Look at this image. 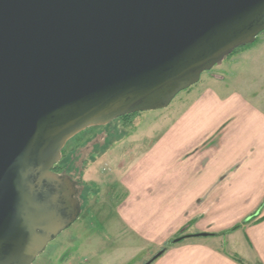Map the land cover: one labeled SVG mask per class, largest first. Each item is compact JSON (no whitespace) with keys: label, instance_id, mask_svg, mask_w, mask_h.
<instances>
[{"label":"water","instance_id":"1","mask_svg":"<svg viewBox=\"0 0 264 264\" xmlns=\"http://www.w3.org/2000/svg\"><path fill=\"white\" fill-rule=\"evenodd\" d=\"M263 31L264 0H0V264L79 218L70 139L168 107Z\"/></svg>","mask_w":264,"mask_h":264},{"label":"crops","instance_id":"2","mask_svg":"<svg viewBox=\"0 0 264 264\" xmlns=\"http://www.w3.org/2000/svg\"><path fill=\"white\" fill-rule=\"evenodd\" d=\"M166 109L145 133L140 119L124 121L133 132L111 131L84 168L93 185L92 165L113 159L119 234L146 240L149 255L171 241L152 264H264V86L211 73L208 85L191 86Z\"/></svg>","mask_w":264,"mask_h":264},{"label":"rangeland","instance_id":"3","mask_svg":"<svg viewBox=\"0 0 264 264\" xmlns=\"http://www.w3.org/2000/svg\"><path fill=\"white\" fill-rule=\"evenodd\" d=\"M262 50H264V31L259 33L254 43L243 46L236 53L227 56L222 64L204 72L201 77L202 81L197 83L198 86L202 88V86L208 85L211 73L224 75L227 78L232 77L233 74H241L242 79L250 88L259 89L264 86V66H261L264 56L258 62L257 60L252 62V60L263 55ZM251 57L252 59L249 60ZM244 70L247 73L245 71L243 75ZM182 94L183 91L174 98V102L178 101ZM166 110L163 108L142 111L140 116L138 112L131 119L133 124L140 119V133L141 131L145 133L148 128L147 121L164 118ZM124 121L122 118H117L105 126L87 128L70 139L64 147L62 158L58 164L62 173L79 181L80 188L84 191L83 213L70 227L48 244L45 251L36 258L33 264H145L156 253L171 244V241L167 242L163 248L149 255L154 248L150 247L146 240H139L129 233H125V236L119 234L116 226H120V223L116 209L121 203L123 191L116 185L115 175H110L109 170H116L113 159L108 162L101 160L92 165V170L97 171L96 184H90L85 176L86 164L93 160L96 153L101 152L103 147L108 144L106 136L111 131L116 133L117 128L122 125L123 131L117 135L120 138L133 132L135 126L125 124L126 121ZM102 141L105 144H102ZM142 145L143 149L147 151V144L142 143ZM128 146L131 147L126 145V147ZM126 147H123L122 152L128 150ZM85 188L87 191L84 190ZM110 222H113L115 228H110ZM162 256L163 254L160 257Z\"/></svg>","mask_w":264,"mask_h":264},{"label":"flooded vegetation","instance_id":"4","mask_svg":"<svg viewBox=\"0 0 264 264\" xmlns=\"http://www.w3.org/2000/svg\"><path fill=\"white\" fill-rule=\"evenodd\" d=\"M124 120V119H123ZM64 150V149H63ZM60 162V161H59ZM54 171L61 174V175H64V176H69L68 174H65V173H62L61 172V167L59 166V164H56L55 167H54ZM72 180L76 181V187H77V193H76V196L79 198L80 202H81V207H82V210H81V213H80V216L82 215L83 213V197H84V194H83V189L80 188V184H79V181L72 177V176H69ZM86 190V188L84 189ZM87 191V190H86ZM79 216V217H80ZM99 254V253H98Z\"/></svg>","mask_w":264,"mask_h":264},{"label":"trees","instance_id":"5","mask_svg":"<svg viewBox=\"0 0 264 264\" xmlns=\"http://www.w3.org/2000/svg\"><path fill=\"white\" fill-rule=\"evenodd\" d=\"M248 45H250V44H248ZM243 47V46H242ZM242 47H240V48H237L233 53H236L238 50H240ZM134 115H136V113H134V114H129V115H126V116H124V117H121L122 119H124L125 121H129L130 119H131V117L132 116H134ZM236 227H234V228H232V229H230V230H227V231H225V232H223L222 234H227V233H229L230 231H232V230H234ZM172 243H173V241H172ZM167 248H163L162 250H166ZM165 252V251H164ZM234 258L235 259H237L238 261H240V262H243V260L241 259V258H239L238 256H234Z\"/></svg>","mask_w":264,"mask_h":264}]
</instances>
